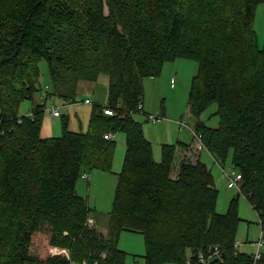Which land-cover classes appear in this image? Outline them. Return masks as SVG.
Here are the masks:
<instances>
[{"label": "trees", "instance_id": "trees-1", "mask_svg": "<svg viewBox=\"0 0 264 264\" xmlns=\"http://www.w3.org/2000/svg\"><path fill=\"white\" fill-rule=\"evenodd\" d=\"M259 1L0 0V264H124L122 231L143 235L144 264H264V246L255 263L237 249L236 198L216 211L218 190L195 149L162 142L155 159L134 118L148 120L145 78L175 58L196 60L190 129L215 160L231 152L239 193L264 239V41L258 45L253 27ZM42 59L52 89L46 95L64 102L107 76L106 103L93 106L87 131L70 130L67 115L50 113L61 117V133L41 136L47 96L18 114L38 89ZM213 103L217 126L201 119ZM118 131L125 151L103 236L88 224L95 218L75 187L89 178L84 168L110 167ZM214 246L219 256L208 258Z\"/></svg>", "mask_w": 264, "mask_h": 264}, {"label": "rangeland", "instance_id": "rangeland-1", "mask_svg": "<svg viewBox=\"0 0 264 264\" xmlns=\"http://www.w3.org/2000/svg\"><path fill=\"white\" fill-rule=\"evenodd\" d=\"M253 27L257 43L262 46L264 41V0L259 1L256 5ZM38 67V89L32 99H25L20 102L18 114H29L33 102H42L47 96L42 118L41 136H55L61 133V117H53L50 114L52 105L57 107L60 115L68 116V128L70 130L87 131L93 106L106 103L107 76L101 74L96 82L81 86L75 101L68 103L53 95H46L52 90L46 61L40 60ZM196 71V60L175 58L163 64L159 75L143 80L142 103L147 112L158 118L154 121L146 120V115L142 114H134V118L142 123L144 134L152 142L153 156L157 160L159 159V144L162 141L159 139L162 137H168L166 139L169 140H164L166 142L175 141L173 135L176 130H180L182 134L194 138L189 127L193 125V118L189 114L187 100L189 85ZM85 98H88L90 103H84ZM216 109L217 105L213 103L201 113V119L209 126L218 125L219 118ZM113 138L115 143L110 167L106 169L84 168V171L89 175V180L80 177L75 187V191L84 197L91 207V215L95 218L94 232H100L103 236L106 235L108 213L111 209L117 173L121 169L125 151L124 133L118 131L113 135ZM200 159L209 167L215 187L218 190L216 211L225 212L228 209L230 199L236 198L237 213L241 218L236 233L237 249L242 252L253 253L260 237L259 220L250 203L239 193V187H227V178L223 171L238 172L232 166L231 152L228 153L224 161H217L206 150H202ZM117 245L125 253L124 264H144L142 234L122 231L118 237ZM165 264L175 263L166 262Z\"/></svg>", "mask_w": 264, "mask_h": 264}, {"label": "built area", "instance_id": "built-area-1", "mask_svg": "<svg viewBox=\"0 0 264 264\" xmlns=\"http://www.w3.org/2000/svg\"><path fill=\"white\" fill-rule=\"evenodd\" d=\"M84 103H87L88 104V103H90V101L88 99H84ZM137 108L140 111L142 110L141 103L138 104V107ZM50 111H51V113H52L53 116H58L59 115L58 109L54 105L51 106ZM103 113L104 114H107V115H112V109H110V108H104L103 109ZM147 118H148V120H151V121H154L155 119H157V117L156 116H153L152 114H148L147 115ZM193 135L199 141L198 136H196L194 133H193ZM110 136H111L110 134L104 135V137L107 138V139ZM224 175L227 178V187L228 188H238V187H240L241 176H240L239 173H233V172L228 173V172H225L224 171ZM83 176H86V175L84 174ZM88 224L90 226L93 225V220L91 218L88 219ZM236 244H237V242H236ZM263 246H264V239L262 238L261 231H260L259 240L256 242V250L252 253L253 254L252 256H253L254 263L260 258V252H261V249L263 248ZM219 253H220V251H219L218 247L214 246V247H208V250H207V254L206 255H207L208 258H211L213 256L218 257L219 256ZM101 255L104 256V254H101ZM205 257L206 256L204 254H202V253H199L198 254V259L200 261H202V262L204 261ZM69 264H77V263L75 261H73V260H70V263ZM81 264H87V263H86V261L83 260L81 262ZM95 264H97V263H95Z\"/></svg>", "mask_w": 264, "mask_h": 264}, {"label": "crops", "instance_id": "crops-1", "mask_svg": "<svg viewBox=\"0 0 264 264\" xmlns=\"http://www.w3.org/2000/svg\"><path fill=\"white\" fill-rule=\"evenodd\" d=\"M85 99H87V98H85ZM142 105H143V103H142ZM143 109H144V111L146 112V113H148V114H151V113H149V112H147L146 110H145V108H144V105H143ZM184 121V120H183ZM185 122V121H184ZM188 126V125H187ZM190 127V126H189ZM179 129V128H178ZM172 136V134L170 135V137ZM174 137H175V141H177V140H181V141H184V142H186V143H189V145L190 146H192L194 149H195V155H196V157L197 158H201V156H202V150H205L204 149V147L202 146V144L198 141V139H196L195 137L192 139V138H190V136H186V135H184V134H182V132L180 131V130H176V132H175V134L173 135ZM148 138V137H147ZM166 138H168V137H162V139H159V141L160 140H162L160 143H162V142H166V141H164V140H169V139H166ZM175 141H172V142H175ZM160 145V144H159ZM154 155V154H153ZM201 160V159H200ZM88 180H89V178H88Z\"/></svg>", "mask_w": 264, "mask_h": 264}]
</instances>
